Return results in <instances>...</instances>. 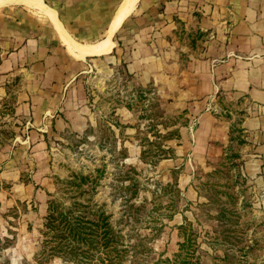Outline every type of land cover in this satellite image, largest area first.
<instances>
[{"label":"rangeland","instance_id":"rangeland-1","mask_svg":"<svg viewBox=\"0 0 264 264\" xmlns=\"http://www.w3.org/2000/svg\"><path fill=\"white\" fill-rule=\"evenodd\" d=\"M81 79L93 118L83 130L54 129L29 146L11 122L0 123V264H73L35 258L51 199L95 203L125 243L145 239L136 264H264V205L239 140L195 165L180 134L165 140L172 128L188 125L191 136L196 125L177 94L137 84L122 66ZM155 142L170 148L166 158L158 160Z\"/></svg>","mask_w":264,"mask_h":264},{"label":"crops","instance_id":"crops-1","mask_svg":"<svg viewBox=\"0 0 264 264\" xmlns=\"http://www.w3.org/2000/svg\"><path fill=\"white\" fill-rule=\"evenodd\" d=\"M0 1V123L29 146L83 130L93 118L81 78L122 66L188 103L196 125L179 128V146L195 165L239 140L264 205V0H134L120 22L127 0ZM65 38L109 50L82 56Z\"/></svg>","mask_w":264,"mask_h":264},{"label":"trees","instance_id":"trees-1","mask_svg":"<svg viewBox=\"0 0 264 264\" xmlns=\"http://www.w3.org/2000/svg\"><path fill=\"white\" fill-rule=\"evenodd\" d=\"M167 133L165 140L179 137V128H172ZM156 136L162 137L160 133H156ZM154 144L155 153L159 156L158 160L166 158L165 152L167 153L170 148L162 147L160 142ZM132 184L135 185V182ZM93 206L95 207L96 204L75 201L66 206L56 199L48 200L41 248L35 253V258L40 262L58 257L73 264H122L127 259V254L132 251L129 264H136L139 251L149 250L145 239H139L137 243L128 245L123 241L124 235L120 232L121 229H116L109 220L110 215L100 206L96 209ZM186 223L178 226L183 235L186 232ZM180 245L182 247L184 243ZM191 264H197V261Z\"/></svg>","mask_w":264,"mask_h":264},{"label":"bare ground","instance_id":"bare-ground-1","mask_svg":"<svg viewBox=\"0 0 264 264\" xmlns=\"http://www.w3.org/2000/svg\"><path fill=\"white\" fill-rule=\"evenodd\" d=\"M0 2H2V1H0ZM133 2H134V0H127L123 4V6L121 7V10L119 12V15H118V22H120L128 14V12L131 10V7H133L132 4H135ZM64 41L67 42L69 44V46H70V44L74 45L72 43V41H70L68 38H65ZM74 46L77 47V49L79 50V52H80V54L82 56H84L86 54H95V52H97V53L99 52L100 53V52L109 50V45L108 44L101 46L97 50L95 48H91V47H80V46H77V45H74Z\"/></svg>","mask_w":264,"mask_h":264},{"label":"built area","instance_id":"built-area-1","mask_svg":"<svg viewBox=\"0 0 264 264\" xmlns=\"http://www.w3.org/2000/svg\"><path fill=\"white\" fill-rule=\"evenodd\" d=\"M214 111H216V109Z\"/></svg>","mask_w":264,"mask_h":264}]
</instances>
